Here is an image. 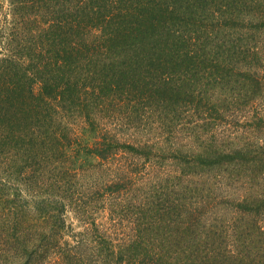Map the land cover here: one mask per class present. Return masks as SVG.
<instances>
[{"label": "trees", "instance_id": "trees-1", "mask_svg": "<svg viewBox=\"0 0 264 264\" xmlns=\"http://www.w3.org/2000/svg\"><path fill=\"white\" fill-rule=\"evenodd\" d=\"M3 3L0 264H264V0Z\"/></svg>", "mask_w": 264, "mask_h": 264}, {"label": "rangeland", "instance_id": "rangeland-1", "mask_svg": "<svg viewBox=\"0 0 264 264\" xmlns=\"http://www.w3.org/2000/svg\"><path fill=\"white\" fill-rule=\"evenodd\" d=\"M5 6H6V3H3L2 9L0 10V16L5 11ZM0 42H1V37H0ZM0 55H1V52H0ZM80 135L83 141L91 142L93 139L92 134H90L89 132H80ZM77 149L78 147H74V150L72 151L73 156H71V159L74 161V164L76 166L80 165L86 160V155L83 152H80L78 155H76ZM75 228H78V227L75 225Z\"/></svg>", "mask_w": 264, "mask_h": 264}]
</instances>
